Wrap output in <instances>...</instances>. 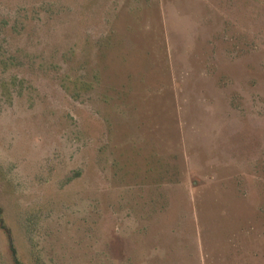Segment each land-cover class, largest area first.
I'll use <instances>...</instances> for the list:
<instances>
[{"label":"rangeland","instance_id":"rangeland-1","mask_svg":"<svg viewBox=\"0 0 264 264\" xmlns=\"http://www.w3.org/2000/svg\"><path fill=\"white\" fill-rule=\"evenodd\" d=\"M0 205L22 264H264V0H0Z\"/></svg>","mask_w":264,"mask_h":264},{"label":"trees","instance_id":"trees-1","mask_svg":"<svg viewBox=\"0 0 264 264\" xmlns=\"http://www.w3.org/2000/svg\"><path fill=\"white\" fill-rule=\"evenodd\" d=\"M0 228L3 231H5V233L8 236V239H9V242H10V246H11V251H12L13 256H14V262H15V264H22L19 261V259L17 258V252H16V249H15L14 244H13V237H12V234H11L10 229L6 225V221L4 219V210H3V208H2L1 205H0Z\"/></svg>","mask_w":264,"mask_h":264}]
</instances>
